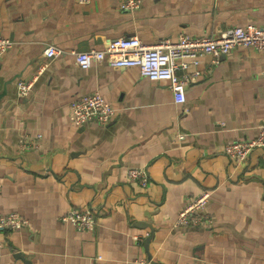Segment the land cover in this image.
<instances>
[{"label": "crops", "instance_id": "obj_1", "mask_svg": "<svg viewBox=\"0 0 264 264\" xmlns=\"http://www.w3.org/2000/svg\"><path fill=\"white\" fill-rule=\"evenodd\" d=\"M118 2L0 0V35L13 42L0 61V212L29 221L0 232V264H264V148L239 164L224 152L264 123V50L202 56L184 103L137 67L82 69L72 54L118 37L155 43L261 25L264 0H142L133 11ZM48 45L63 53L46 57ZM26 79L33 86L21 97ZM94 91L112 120L76 126L72 100ZM138 166L147 167L146 187L127 178ZM202 189L210 226L174 228ZM87 206L98 214L94 231L61 220Z\"/></svg>", "mask_w": 264, "mask_h": 264}, {"label": "built area", "instance_id": "obj_2", "mask_svg": "<svg viewBox=\"0 0 264 264\" xmlns=\"http://www.w3.org/2000/svg\"><path fill=\"white\" fill-rule=\"evenodd\" d=\"M87 2L89 0H80ZM142 0H119L118 5L125 10L133 11L140 7ZM13 42L0 35V61L2 55L12 46ZM243 45L257 50H264V22L261 25H235L214 36H199L180 33L174 40L162 38L155 43H145L136 35L118 37L107 42L101 48L72 51L75 63L87 69L96 63H107L111 67H137L139 74L153 81H165L172 93L173 101L184 103L185 87L195 74L189 71L191 65H197L200 58L212 55L216 60L221 54L228 53L232 48ZM63 53L62 49L48 45L44 54L53 57ZM33 79L17 82L19 96H26L31 91ZM71 121L76 126L88 123L106 125L112 120L113 109L97 91L78 95L70 104ZM184 135L180 134L179 138ZM255 147L264 148V123L258 126L257 134L246 140L231 141L224 145V152L235 163L246 160ZM129 180L142 187L150 182L146 166L128 167L126 172ZM1 189V182H0ZM210 191L202 189L191 197L178 211L172 226L205 228L212 223V217L206 212V204ZM62 221L72 223L79 230L94 231L98 225V214L91 207H71L61 216ZM29 221L18 212H0V232L22 230L28 227ZM138 239V237H134ZM3 240V239H2ZM0 239V252L3 241ZM101 259V256H96ZM133 263L150 264L145 258L133 260ZM107 264V263H106Z\"/></svg>", "mask_w": 264, "mask_h": 264}, {"label": "water", "instance_id": "obj_3", "mask_svg": "<svg viewBox=\"0 0 264 264\" xmlns=\"http://www.w3.org/2000/svg\"><path fill=\"white\" fill-rule=\"evenodd\" d=\"M5 93V89L2 91V92H0V97L3 95ZM150 236H151V234H150ZM150 236H148L147 238H146V241L148 240V238L150 237ZM145 241V242H146ZM149 261H150V263H151V259L149 258ZM28 264H29V262H27ZM154 264H156L155 262H154Z\"/></svg>", "mask_w": 264, "mask_h": 264}]
</instances>
